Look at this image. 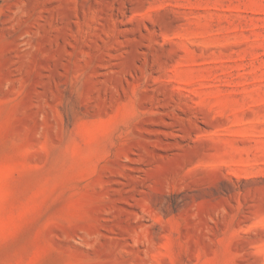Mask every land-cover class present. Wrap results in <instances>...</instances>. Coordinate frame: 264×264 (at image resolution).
<instances>
[{
  "label": "rangeland",
  "instance_id": "1",
  "mask_svg": "<svg viewBox=\"0 0 264 264\" xmlns=\"http://www.w3.org/2000/svg\"><path fill=\"white\" fill-rule=\"evenodd\" d=\"M0 264H264V0H0Z\"/></svg>",
  "mask_w": 264,
  "mask_h": 264
}]
</instances>
